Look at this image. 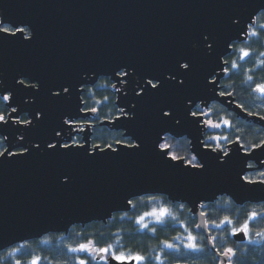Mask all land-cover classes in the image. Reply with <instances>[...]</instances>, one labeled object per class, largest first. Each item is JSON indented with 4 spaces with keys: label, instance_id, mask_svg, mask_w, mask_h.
I'll return each instance as SVG.
<instances>
[{
    "label": "water",
    "instance_id": "water-1",
    "mask_svg": "<svg viewBox=\"0 0 264 264\" xmlns=\"http://www.w3.org/2000/svg\"><path fill=\"white\" fill-rule=\"evenodd\" d=\"M242 2L0 0V15L29 21L36 28L31 43H21L19 33L15 40L0 39V93L9 90L16 93L14 100L5 105L9 112V104L26 107L21 117L26 115L28 119L36 109L48 112V119L27 133L16 131L17 127L23 129V125L0 124V136H8L13 143H16L13 136L21 134L41 143V150L27 159L0 163V253L49 234L67 236L78 225L86 227L98 222L106 225L116 214L129 213L132 209L129 200L149 195H161L169 202L187 205L207 240L210 231L206 215H201L202 205L222 197L230 198L237 206L264 204V185H244L239 180L241 175L264 169V148H251L245 155L241 141L240 145L230 142L223 149L229 156L220 153L227 162L220 164L215 159L219 149L204 147L210 128L203 123L206 116L196 123L187 114L189 109H196L189 100L205 111L218 103L237 119L264 129L260 115L250 116L236 107L234 93L231 97H214L211 88L204 87V78L210 72L215 73L220 83L227 76L217 65L232 52L226 48V41L236 39L237 30L226 28L223 22L232 14H241L247 21L250 9L236 7ZM209 33L216 41L210 53L201 40L202 34ZM243 39L241 34L237 43H244ZM181 57L191 58L196 65L183 88L169 84L157 96L134 93L137 81L143 85L141 77L146 80L152 74L167 76ZM121 65L129 66L126 70L130 84L119 83L120 77L114 75ZM23 77H33L44 87L36 95L18 91L16 81ZM101 78L116 85V106L127 115L121 112L99 126L122 132L124 138L140 143L141 147L134 150L115 145L118 152L105 150L93 158L84 156L82 150L77 155H49L52 150L45 151L43 142L51 137L52 127L65 113L92 122V127L82 135H88L93 144L96 113H77V109L84 108L81 100L85 89L95 86ZM31 82L25 80V84ZM56 84L74 86L68 100L48 99L47 89ZM162 104L175 109L179 124L157 120ZM158 135L175 140L185 138L196 162H203L206 167L190 168L183 161L157 155L158 149L153 145ZM247 163L254 167L247 168ZM65 175L70 177L67 183ZM233 239L245 243L248 238L238 234ZM209 247L214 250L210 243ZM216 256L226 264L217 251Z\"/></svg>",
    "mask_w": 264,
    "mask_h": 264
},
{
    "label": "snow or ice",
    "instance_id": "snow-or-ice-1",
    "mask_svg": "<svg viewBox=\"0 0 264 264\" xmlns=\"http://www.w3.org/2000/svg\"><path fill=\"white\" fill-rule=\"evenodd\" d=\"M236 7L247 8L250 9L248 12L247 21L244 20L241 14H232L228 15L225 19L224 26L226 28H232L237 30L236 39H230L226 41V48H231L232 52L229 53V56L235 53H238L237 60L231 59H222L220 63H218V67L221 68V72L224 74H228L232 72V70H239L242 65L239 63L240 61H247L254 55L257 57L256 67L260 70H264V51L256 52L255 49H251L249 47H237V40L240 39L241 34L243 35V42L247 44L249 41L253 40V38L259 42L261 39H264V23H257V21L261 18H264V0H259V3L256 0H243L242 3L236 5ZM27 32V34H25ZM20 35V42L31 43V41L35 38L36 28L29 22L25 20L15 21L10 18H7L3 15H0V39L3 40H15L17 34ZM201 40L203 46L207 52H211L215 46V39L211 38V34H202ZM219 59V58H218ZM128 65H121L114 72V75H118L120 77L119 83H131L129 80V72L126 70ZM196 65L193 60L189 57H181L175 63V67L170 70L167 76L152 74L150 78L143 80V85L141 86L140 81H137L133 91L136 95H153L157 96L161 94L162 90L166 85L171 84L172 87L181 89L184 87L186 83V78L195 71ZM255 69L248 68L245 72V77L241 80V84L248 85L251 93H259L257 99L264 100V82L256 83L255 87H251V84L254 81V76L249 74L254 72ZM211 77V78H210ZM33 81L31 83L25 84V80ZM264 79V78H262ZM205 88H211L213 92V96L220 97H231L233 96V92L229 89L232 88V85L220 83L216 77L214 72H210L208 76L204 78ZM16 83L19 85L18 91L21 92H32V94L36 95L39 93L40 89L44 87L43 83L39 80H35L33 77H23L18 79ZM73 85L66 84H56L47 89L48 99L53 102H59L62 100H68L72 93L70 91L73 88ZM113 88L116 87L115 84L112 85ZM139 89L137 92L136 89ZM35 90V91H33ZM15 92L9 90L6 94L0 93V100L4 102H11L15 98ZM107 99V97H105ZM190 104H193V107L197 109V111L188 110V115L195 118L196 123H201V117L208 116L212 109H209V112H205L203 108L200 107L199 104H194L191 100L188 101ZM81 103L84 105L87 104V101L81 100ZM100 103V102H98ZM10 112L6 116L5 114L0 113V124L9 125L11 124L20 126L23 125V129L19 127L16 128V131H21L22 133H27L34 129L37 125L43 123L48 119V112L44 109H36L31 113V119H23L21 118V113L26 112V107L17 106L11 107L9 104ZM237 108L247 111L245 105L243 103H237ZM19 108V110H18ZM81 111H90L92 113H96L97 109L95 107L91 108H78L77 113ZM120 111L126 116L127 113L124 112V109H120ZM248 115H258V113L248 112ZM157 120L161 123H167L168 121H174L179 124L180 120L176 118V111L174 108L168 107L166 104H162L159 107ZM260 119L264 120V116H260ZM33 121H36V124H33ZM203 123L210 128H220L221 126L225 128H233V123L230 119L220 117L219 122H213L211 119L203 121ZM92 127V122L88 120H81L78 115H72L71 113H65L59 123L52 127L51 129V137L48 140H45L44 150L51 149L52 154L58 155H77L80 151H83V155L88 158H93L97 152L101 151H112L118 152L119 148H114L112 143H108L105 145L104 149H101L99 144H92L90 142V137L88 135H82L86 132L87 129ZM79 137V139L77 138ZM59 138V139H57ZM13 139L16 140V143H13L12 140H9L8 136H0V163L4 162H14L18 158L19 159H27L28 157L33 156L35 153H38L41 150V143L30 141L24 134L19 135V137L13 136ZM170 136L160 137L158 135L157 140L155 141L153 147L158 149L157 155L162 157H167L170 161L180 162L183 161L190 168L196 169H204L206 167L203 162H196V156L193 155L190 158L180 156L178 154L179 148L181 147L179 142L176 144L171 143ZM209 140L220 141L223 140L228 142L227 136H211L208 137ZM240 136H236L232 143L240 145ZM83 141V143H81ZM116 145H120L126 148L131 149H139L141 147L140 143H124L120 139L114 141ZM87 145V147H86ZM205 148H208L209 145L207 143L204 144ZM241 148L245 150V155H248L247 147L244 145H240ZM251 147L253 149L256 148H264V140H261L258 144H252ZM59 149H64L66 151L60 152ZM219 149V152L215 159L220 163L224 164L227 161L221 158L220 153L224 157H228L229 153L227 151H223L221 145L217 144L216 148L212 149L216 151ZM11 158V160H10ZM195 162V163H194ZM247 168L251 169L254 167L252 163H247ZM258 175L261 179H252L247 175L239 176V180L244 185H264V170L258 171ZM70 180V177L65 175L64 182L67 183ZM129 204H132V201H128ZM203 206V205H202ZM183 207V205H181ZM172 213L168 208H160L159 210L154 209L151 212L145 213L137 219V223L140 224L143 228H148V224L145 223V217H153L155 223H164V218L166 216H171ZM201 215H207V213L202 212ZM264 215V213H259L256 211H252L248 213L247 219L243 221L238 227L233 226L231 228V235L236 236L238 234H243L244 237L248 238L249 244H257L264 242V229L257 231L255 233L256 237H259V240H253L251 238V228L250 221H255L258 217ZM224 225H234V221L225 216L220 223H213V226L216 228H220ZM197 228H200L201 225H196ZM174 240H181V237H174ZM215 236L208 237V243L212 244L215 247ZM184 248L192 251V252H203V247L197 242V237L189 233L183 239ZM44 243H48V241H44ZM164 247L167 249H173L178 251L179 245L171 243L169 241L162 242ZM27 244H20L19 246L12 249V251L7 253V256L4 259L15 258L17 253H21L22 249L26 248ZM67 251L70 253H86L92 260H95L99 257L101 260L105 262V264H109V261H115L116 264H151L152 258L146 257L142 254L136 253H125L123 251L114 250L112 245H107L104 247H98L96 242L92 239H88L86 242L79 243L77 246L73 247L71 245H67ZM217 255L224 257L226 264H234V258L237 255L236 249L233 247L225 246L223 249H217ZM156 261H161V257L158 255L155 257ZM41 257L33 256L28 264H40ZM14 264H22L21 259H14ZM75 264H89L87 259H83L77 257L75 260ZM162 264V261H161ZM224 264V261L221 262Z\"/></svg>",
    "mask_w": 264,
    "mask_h": 264
},
{
    "label": "trees",
    "instance_id": "trees-1",
    "mask_svg": "<svg viewBox=\"0 0 264 264\" xmlns=\"http://www.w3.org/2000/svg\"><path fill=\"white\" fill-rule=\"evenodd\" d=\"M257 23H264V18H261ZM237 47H249L259 51H264V39L257 42L254 38L245 43H237ZM227 59L237 60L238 53L230 55ZM242 67L239 70H232L228 73L226 78L222 81L223 84L232 85L229 90L232 91L236 98V103H243L247 112L258 113V116H264V100L257 99L259 93H251L248 85L241 84V80L245 77V72L248 68L255 69L254 72L249 73L254 76V81L251 87H255L256 83L264 82V70L256 67L257 57L254 55L247 61L239 62ZM113 82L109 79L101 78V80L91 87H87L82 96L83 101H87L84 108L95 107L97 109L95 126L93 130L92 142L99 144L102 148L105 145L112 143L113 147L116 145L115 140L120 139L124 143H132L128 138L123 137L122 132L111 131L107 127H100L99 123L104 120H113L114 117L121 114L120 109L116 106L115 90L112 87ZM107 97V99H105ZM100 102V103H98ZM6 102L0 100V113L9 114V110L5 105ZM212 109L207 116V120L211 119L213 122H219L220 117L230 119L233 123V128H209L205 143L216 148L217 144L221 145L225 150L227 145L235 139L236 136L241 137V144L247 147V151L251 150L252 144H258L264 140V129L256 126L253 123H247L241 119H237L236 115L227 112V110L220 104H212L209 108ZM209 112V110L207 111ZM21 118L28 119L26 115ZM211 136H227L228 142L223 140L213 141L209 140ZM79 139V137H77ZM179 142L180 148L178 154L180 156L190 158V147L186 139L175 140L171 139V143ZM195 163V162H194ZM264 170V169H263ZM252 179H261L258 171L247 174ZM183 205V207H181ZM168 208L172 215L164 218V223H155L153 217L146 216L145 223L148 228H143L137 223V219L145 213L151 212L154 209ZM203 212L207 213L206 219L210 236H215L214 250L210 249L206 236L198 230L197 220L193 218L187 205L172 203L164 196H145L132 201V209L129 213L116 214L109 222L90 223L88 226L73 227L67 236L62 234H49L42 239L36 241H27V247L22 249L21 253H17L15 258L4 259L7 253L13 248L6 249L0 253V264H14V259H21L22 264H28V261L33 256H40V264H75L77 257L87 259L89 264H105L103 260L98 261L97 258L92 260L86 253H70L67 251V245L73 247L79 243L86 242L92 239L96 242L98 247L112 245L114 250L123 251L131 254H142L146 257H151V264H221L216 256L217 249L223 247H233L236 249L237 255L234 258V264H264V242L257 244H249L248 239L245 243H239L233 239L231 235V228L238 227L245 219L248 213L256 211L264 213V204H244L237 206L230 198L222 197L212 204H204ZM228 216L234 221V225H224L220 228L213 226V223H220V221ZM251 238L259 240L255 236L257 231L264 229V215L258 217L255 221H250ZM191 233L197 237L198 244L203 247V252H192L183 246V239ZM174 237H181V240H174ZM48 241V243H44ZM163 241L179 245V250L167 249L163 245ZM24 244V243H22ZM161 257V261H156V256Z\"/></svg>",
    "mask_w": 264,
    "mask_h": 264
},
{
    "label": "flooded vegetation",
    "instance_id": "flooded-vegetation-1",
    "mask_svg": "<svg viewBox=\"0 0 264 264\" xmlns=\"http://www.w3.org/2000/svg\"><path fill=\"white\" fill-rule=\"evenodd\" d=\"M113 84H114V83H113ZM113 89H114V88H113ZM114 90L116 91V89H114ZM211 106H212V104H211ZM200 107H201V106H200ZM208 110H209V109H208ZM208 110H207V111H208ZM194 111H197V109H195ZM204 111H205V110H204ZM207 111H205V112H207ZM206 120H207V116H206ZM93 123H94V126H95V125H96V124H95V121H94ZM93 130H94V128H93ZM92 132H93V131H92ZM206 137H207V136H206ZM173 139H174V138H173ZM183 139H185V138H183ZM129 140H130V139H129ZM177 140H182V139H177ZM177 140H176V141H177ZM186 141H187V140H186ZM187 142H188V141H187ZM188 147H189V142H188ZM189 149H190V148H189ZM191 155H192V154H191Z\"/></svg>",
    "mask_w": 264,
    "mask_h": 264
}]
</instances>
